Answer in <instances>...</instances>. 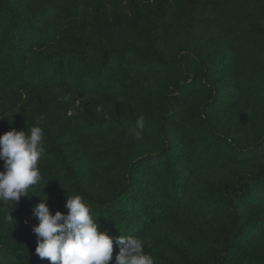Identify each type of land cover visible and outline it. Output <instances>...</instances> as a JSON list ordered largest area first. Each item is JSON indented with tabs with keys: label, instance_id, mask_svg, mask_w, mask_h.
I'll use <instances>...</instances> for the list:
<instances>
[{
	"label": "trees",
	"instance_id": "trees-1",
	"mask_svg": "<svg viewBox=\"0 0 264 264\" xmlns=\"http://www.w3.org/2000/svg\"><path fill=\"white\" fill-rule=\"evenodd\" d=\"M32 126L42 178L0 202V264H51L46 194L155 264H264V0H0V136Z\"/></svg>",
	"mask_w": 264,
	"mask_h": 264
},
{
	"label": "clouds",
	"instance_id": "clouds-1",
	"mask_svg": "<svg viewBox=\"0 0 264 264\" xmlns=\"http://www.w3.org/2000/svg\"><path fill=\"white\" fill-rule=\"evenodd\" d=\"M143 128L141 117L137 129L132 130L137 140L142 139ZM45 151L41 126L21 131L13 128L0 136V160L4 162V170L0 171V202L16 204L22 196L29 197L28 189L42 178L38 161ZM47 200L46 194L32 210V216L39 221L33 232L38 237L35 253L41 259L47 258L51 264H110L115 242L119 247L115 264H155L140 238L113 237L107 231H100L97 219L81 195L66 196V214L61 211L52 214ZM7 219H13L11 211Z\"/></svg>",
	"mask_w": 264,
	"mask_h": 264
}]
</instances>
